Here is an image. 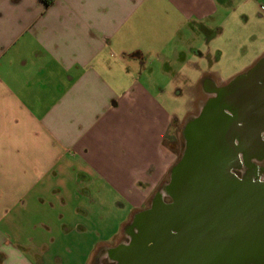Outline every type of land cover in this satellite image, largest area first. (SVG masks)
I'll use <instances>...</instances> for the list:
<instances>
[{
	"label": "crops",
	"instance_id": "crops-1",
	"mask_svg": "<svg viewBox=\"0 0 264 264\" xmlns=\"http://www.w3.org/2000/svg\"><path fill=\"white\" fill-rule=\"evenodd\" d=\"M232 2L0 0V264H122V236L175 164L174 124L264 58L227 77L203 66L240 4L264 12ZM117 197L127 215L107 233L97 218Z\"/></svg>",
	"mask_w": 264,
	"mask_h": 264
},
{
	"label": "water",
	"instance_id": "water-1",
	"mask_svg": "<svg viewBox=\"0 0 264 264\" xmlns=\"http://www.w3.org/2000/svg\"><path fill=\"white\" fill-rule=\"evenodd\" d=\"M229 126L209 127L196 147L190 142L163 193L135 216L144 241L141 252L123 246L114 252L121 262L264 264V180L232 172L238 157Z\"/></svg>",
	"mask_w": 264,
	"mask_h": 264
},
{
	"label": "flooded vegetation",
	"instance_id": "flooded-vegetation-1",
	"mask_svg": "<svg viewBox=\"0 0 264 264\" xmlns=\"http://www.w3.org/2000/svg\"><path fill=\"white\" fill-rule=\"evenodd\" d=\"M235 80L227 88L218 89L217 96L209 100L202 113L183 125L185 149L199 135L207 138L209 127L221 126L224 129L227 123L230 125L226 129L228 137L233 141V149L238 157L232 172L240 178L264 180V176H261L264 174V58L258 59ZM211 111L217 112V116L210 118ZM163 200L169 202L170 197ZM135 216L127 232L137 226ZM126 241L134 253L141 252L144 241L138 229L126 237ZM132 262L134 260L129 258L122 264Z\"/></svg>",
	"mask_w": 264,
	"mask_h": 264
},
{
	"label": "rangeland",
	"instance_id": "rangeland-1",
	"mask_svg": "<svg viewBox=\"0 0 264 264\" xmlns=\"http://www.w3.org/2000/svg\"><path fill=\"white\" fill-rule=\"evenodd\" d=\"M232 3H236V0H233ZM233 4L230 6H235ZM255 3H244L240 4L231 15L226 18V21L222 24L219 29H222V33L214 38H210L209 42L204 46L207 47L208 56L206 60L203 61V66L210 68V73H216L220 76H230L234 69H237L242 64L249 62L252 57L260 52V50L264 47V40H261L262 34H264V22H260V16L264 19V12L262 9H259ZM229 9L223 10V14H226ZM247 17V18H246ZM218 24H216L212 31L213 33H217L218 31ZM210 33V32H209ZM260 35V37H259ZM215 36V35H213ZM217 36V35H216ZM210 37V36H209ZM153 63L157 69L158 62L153 60ZM196 75L193 74L191 79H194ZM134 77H138V74H134ZM155 77L159 78V82L161 83L162 90L160 92V97L164 100L163 96H168L171 105L178 109V113L181 115L184 113V108L186 104L187 97L185 96L184 92H178L176 99L169 97V92L171 90L170 84H167L168 79L159 72H156ZM147 79L146 75L144 74L142 80L145 81ZM167 79V80H166ZM167 99V98H166ZM168 100V99H167ZM210 118L216 117L217 112L211 111ZM184 120V119H183ZM211 120V119H210ZM185 122L178 121L174 124L173 132V144H171V148H173L176 152V160L175 163L181 158L184 149H185V139L182 134V128ZM213 128V127H210ZM213 129L210 130V140H212ZM198 141L197 138L193 140L192 145L196 147L199 144L196 142ZM172 143V140H171ZM171 171V169H170ZM170 171L165 175L163 178L162 183L159 186V189L165 187V185L169 181ZM261 176H264L262 173ZM164 183V184H163ZM158 189V190H159ZM159 190V191H160ZM166 200L169 198L168 196L164 197ZM122 202L120 199L113 198V201L109 200L106 203L108 213L105 214L103 219L97 218V222L92 218L91 222H96L97 226L99 225H106V230L108 232L117 233L118 229V222L125 218L127 212L125 209L121 208V205L125 206L126 204H121ZM151 203V200H147L143 207H148ZM98 205V209H100L101 205ZM127 206V205H126ZM97 211V210H96ZM99 211V210H98ZM100 216L104 215V212L99 213ZM85 237V235H81L80 237ZM98 238L101 236H97ZM86 238V237H85ZM91 239V238H90ZM122 240H126V236L123 235ZM99 255V252H98ZM103 257V256H102ZM101 257V258H102ZM98 256L95 257L97 259ZM100 258V257H99ZM95 259L92 261L91 264H107L105 258L100 259L96 263Z\"/></svg>",
	"mask_w": 264,
	"mask_h": 264
},
{
	"label": "trees",
	"instance_id": "trees-1",
	"mask_svg": "<svg viewBox=\"0 0 264 264\" xmlns=\"http://www.w3.org/2000/svg\"><path fill=\"white\" fill-rule=\"evenodd\" d=\"M45 2H48V0H44Z\"/></svg>",
	"mask_w": 264,
	"mask_h": 264
}]
</instances>
